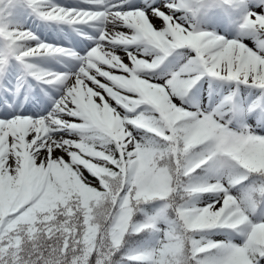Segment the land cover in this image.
Masks as SVG:
<instances>
[{
	"label": "snow or ice",
	"instance_id": "1",
	"mask_svg": "<svg viewBox=\"0 0 264 264\" xmlns=\"http://www.w3.org/2000/svg\"><path fill=\"white\" fill-rule=\"evenodd\" d=\"M0 264H264V0H0Z\"/></svg>",
	"mask_w": 264,
	"mask_h": 264
},
{
	"label": "rangeland",
	"instance_id": "2",
	"mask_svg": "<svg viewBox=\"0 0 264 264\" xmlns=\"http://www.w3.org/2000/svg\"><path fill=\"white\" fill-rule=\"evenodd\" d=\"M64 27H65V26H64ZM68 43H70V42L66 41V42H65V46H67V45H68Z\"/></svg>",
	"mask_w": 264,
	"mask_h": 264
},
{
	"label": "bare ground",
	"instance_id": "3",
	"mask_svg": "<svg viewBox=\"0 0 264 264\" xmlns=\"http://www.w3.org/2000/svg\"><path fill=\"white\" fill-rule=\"evenodd\" d=\"M70 2H71V0H70ZM66 27V26H65Z\"/></svg>",
	"mask_w": 264,
	"mask_h": 264
}]
</instances>
